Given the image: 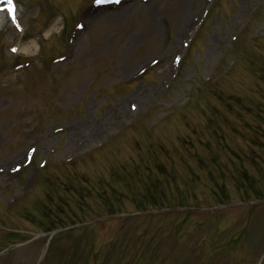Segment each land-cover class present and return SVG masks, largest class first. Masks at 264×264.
<instances>
[{"label": "rangeland", "instance_id": "1", "mask_svg": "<svg viewBox=\"0 0 264 264\" xmlns=\"http://www.w3.org/2000/svg\"><path fill=\"white\" fill-rule=\"evenodd\" d=\"M111 1L12 0L0 264H264V0Z\"/></svg>", "mask_w": 264, "mask_h": 264}, {"label": "bare ground", "instance_id": "2", "mask_svg": "<svg viewBox=\"0 0 264 264\" xmlns=\"http://www.w3.org/2000/svg\"><path fill=\"white\" fill-rule=\"evenodd\" d=\"M4 2H0V32L2 31V26L3 24L6 22H10L11 25V30L9 32V36L7 38L8 42L4 44V49L8 50L9 52H14V53H30L33 52L34 50H36V46H37V41L35 39H32L30 41L24 42L23 41V37H24V32H25V27H23L21 25V20L19 19V16L16 13V6L15 4L12 2L11 6H4L3 5ZM120 3L117 0H113L111 1L110 4H108V8H111L113 6L119 5ZM107 7V6H106ZM14 8V12L11 11L10 9ZM121 10V9H120ZM109 14H111V16L116 15L117 11H112V12H108ZM87 20V18H86ZM59 20H55L52 24L49 25V27H47L44 30V35L48 36L50 35L54 30H56V25L58 24ZM19 32H21L23 34V37L20 39H17V37H19ZM71 54L74 52V46H71ZM23 72V70H21V68L19 67H14V68H7L4 71L1 72L0 78H4L5 80H10L12 81V79H15L16 77H18L19 75H21V73ZM3 79V80H4Z\"/></svg>", "mask_w": 264, "mask_h": 264}, {"label": "trees", "instance_id": "3", "mask_svg": "<svg viewBox=\"0 0 264 264\" xmlns=\"http://www.w3.org/2000/svg\"><path fill=\"white\" fill-rule=\"evenodd\" d=\"M251 179V177H249V175H248V173H247V170L246 169H243V176H242V179H241V181H240V184H245V186L246 185H251V187H252V181L250 180ZM256 199H264V196H259L258 195V193H256ZM154 203V204H153ZM156 202L155 201H153L152 202V206L151 207H148L147 209H150V210H159V208L161 207V205L160 204H155ZM226 203H228V202H225V201H219V202H217V204H226ZM166 206H168V205H166ZM168 207H173V208H177V207H179L178 205H170V206H168ZM57 216V215H56Z\"/></svg>", "mask_w": 264, "mask_h": 264}, {"label": "snow or ice", "instance_id": "4", "mask_svg": "<svg viewBox=\"0 0 264 264\" xmlns=\"http://www.w3.org/2000/svg\"><path fill=\"white\" fill-rule=\"evenodd\" d=\"M0 2H4V3H6V4L9 5V6L12 5V0H0ZM96 2H97L98 4H100V3H103L104 0H96ZM10 10L14 12V8H11Z\"/></svg>", "mask_w": 264, "mask_h": 264}]
</instances>
